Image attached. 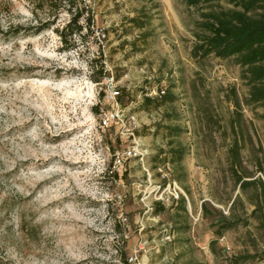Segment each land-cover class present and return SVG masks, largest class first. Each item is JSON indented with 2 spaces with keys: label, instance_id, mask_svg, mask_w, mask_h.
<instances>
[{
  "label": "rangeland",
  "instance_id": "1",
  "mask_svg": "<svg viewBox=\"0 0 264 264\" xmlns=\"http://www.w3.org/2000/svg\"><path fill=\"white\" fill-rule=\"evenodd\" d=\"M232 8L0 0V264H264V108L237 57L192 52ZM110 85L142 160L114 164L124 132L92 109Z\"/></svg>",
  "mask_w": 264,
  "mask_h": 264
},
{
  "label": "trees",
  "instance_id": "2",
  "mask_svg": "<svg viewBox=\"0 0 264 264\" xmlns=\"http://www.w3.org/2000/svg\"><path fill=\"white\" fill-rule=\"evenodd\" d=\"M215 1L220 0H184V3L187 6H197ZM228 2L233 5L232 9L210 15L211 21L206 23L208 33L201 44L195 45L193 55L199 58L210 54L221 59L237 57L241 66L247 69V79L253 89L251 91L253 101L260 102L264 108V0H228ZM79 16L80 14L76 13L72 21L62 28L59 32L61 37L69 32L72 22L75 24ZM80 28L77 26V31H80ZM102 95L100 97H103ZM169 99L170 96L164 95L161 98H145V101L156 100L164 103ZM92 109L96 114L100 112L98 105L93 106ZM159 206L164 210L163 205ZM172 206L173 204L170 205ZM179 207L185 210L183 196L179 198ZM215 232L221 233L219 229ZM214 242L215 240H212L211 244ZM262 245L264 258V240Z\"/></svg>",
  "mask_w": 264,
  "mask_h": 264
},
{
  "label": "built area",
  "instance_id": "3",
  "mask_svg": "<svg viewBox=\"0 0 264 264\" xmlns=\"http://www.w3.org/2000/svg\"><path fill=\"white\" fill-rule=\"evenodd\" d=\"M95 36L99 42H102L105 39V33L103 30H96ZM165 93L164 89L157 91H145L143 96L148 98H161ZM121 90L113 85L108 86L105 94L106 102L110 105L107 109H100L98 113L100 116L99 126L104 129L106 127L115 126L120 129V132L127 141V145L124 147L121 153L116 152L114 164L120 162V159L124 157L135 158L137 160H142L146 154V148H143L141 145L140 137L136 136V132L140 127V123L137 118V114L133 111H129V108L126 107L120 100ZM121 134V133H120ZM178 198V193L174 189L169 191L166 195V203L173 204L174 200Z\"/></svg>",
  "mask_w": 264,
  "mask_h": 264
}]
</instances>
